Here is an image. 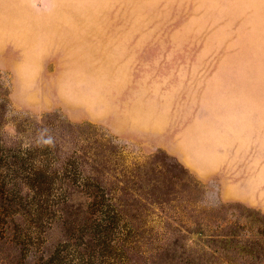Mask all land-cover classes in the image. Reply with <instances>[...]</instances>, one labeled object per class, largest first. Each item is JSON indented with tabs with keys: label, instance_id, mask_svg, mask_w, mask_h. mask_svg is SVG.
Wrapping results in <instances>:
<instances>
[{
	"label": "rangeland",
	"instance_id": "rangeland-1",
	"mask_svg": "<svg viewBox=\"0 0 264 264\" xmlns=\"http://www.w3.org/2000/svg\"><path fill=\"white\" fill-rule=\"evenodd\" d=\"M4 90L9 143L100 151L108 185L160 195L140 215L183 224L158 231L264 264V0H0ZM124 106L154 133L120 128ZM216 159L207 177L187 165Z\"/></svg>",
	"mask_w": 264,
	"mask_h": 264
},
{
	"label": "trees",
	"instance_id": "trees-1",
	"mask_svg": "<svg viewBox=\"0 0 264 264\" xmlns=\"http://www.w3.org/2000/svg\"><path fill=\"white\" fill-rule=\"evenodd\" d=\"M7 104L4 90L0 264H214L215 235L158 231L183 224L140 215L151 205L147 193L154 192L107 184L103 168L111 157L78 149L62 154L59 143L47 138L9 143L1 132ZM110 151L118 155L113 145Z\"/></svg>",
	"mask_w": 264,
	"mask_h": 264
},
{
	"label": "crops",
	"instance_id": "crops-1",
	"mask_svg": "<svg viewBox=\"0 0 264 264\" xmlns=\"http://www.w3.org/2000/svg\"><path fill=\"white\" fill-rule=\"evenodd\" d=\"M136 118L135 120L131 118ZM153 121L149 119L148 111H141L138 108L132 107H121L117 110V125L124 131L139 130L145 133H154ZM187 143V140L181 138L178 141L177 148L183 149ZM183 152V151H181ZM187 165L193 169L198 175L207 177L212 173L220 172L224 162L220 159L211 160L205 162L203 165H194L192 163H187Z\"/></svg>",
	"mask_w": 264,
	"mask_h": 264
}]
</instances>
